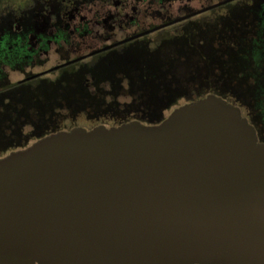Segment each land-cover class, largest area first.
I'll list each match as a JSON object with an SVG mask.
<instances>
[{"label":"water","instance_id":"95a60500","mask_svg":"<svg viewBox=\"0 0 264 264\" xmlns=\"http://www.w3.org/2000/svg\"><path fill=\"white\" fill-rule=\"evenodd\" d=\"M0 264H264V143L209 94L0 158Z\"/></svg>","mask_w":264,"mask_h":264},{"label":"flooded vegetation","instance_id":"af4514ba","mask_svg":"<svg viewBox=\"0 0 264 264\" xmlns=\"http://www.w3.org/2000/svg\"><path fill=\"white\" fill-rule=\"evenodd\" d=\"M263 3L0 0V155L76 127L156 125L165 110L209 94L238 106L264 143L260 104L244 116L226 95ZM66 111L116 116L92 128L55 124Z\"/></svg>","mask_w":264,"mask_h":264},{"label":"trees","instance_id":"16d2710c","mask_svg":"<svg viewBox=\"0 0 264 264\" xmlns=\"http://www.w3.org/2000/svg\"><path fill=\"white\" fill-rule=\"evenodd\" d=\"M264 10V3L261 6ZM252 25L248 38L252 41L244 48V52L240 54L241 74L240 84L242 81L249 82L248 87L241 88L245 96H248L254 103H259L262 112L264 113V15L262 12L257 13L256 19ZM243 39V44H244ZM243 46V45H242ZM251 53V54H250ZM251 56H250V55ZM249 56V57H248ZM251 59H248L250 58ZM228 97V96H227Z\"/></svg>","mask_w":264,"mask_h":264},{"label":"rangeland","instance_id":"374dc122","mask_svg":"<svg viewBox=\"0 0 264 264\" xmlns=\"http://www.w3.org/2000/svg\"><path fill=\"white\" fill-rule=\"evenodd\" d=\"M196 6V5H195ZM226 88H227V93L226 95L228 96V98L231 99L232 102H237V104L242 105V110H243V114L244 116H246L248 114V111L251 110V112L254 113V101L250 100V98L248 96H245L243 94V92L241 91V88H246L248 87L247 84H250L249 82H244L242 81V85L239 86V82L240 80L237 79L236 84L234 85L233 82L231 83L230 80H226ZM198 80L195 81L194 85L195 87L198 86ZM238 85V89L234 86ZM235 88V89H234ZM231 90V91H230ZM236 90V91H233ZM229 91V92H228ZM129 98L128 97H124L120 98L121 102H125L128 101ZM185 102L184 98L178 97L177 99V105H181ZM174 108V106L172 108H170V110H165L163 112V116H168L169 113L172 111V109ZM116 116V113L114 112H109L106 113L103 116H94V115H90V113H86V112H77L76 114H71V112H62L61 114V118L59 119V121H57L55 124L60 125V126H83V127H89L92 128L93 126L97 125V124H103L105 121H108L110 124L112 121H114V118ZM260 126V125H259ZM264 133V132H263ZM9 151H3L1 152L0 156H5L8 154Z\"/></svg>","mask_w":264,"mask_h":264}]
</instances>
